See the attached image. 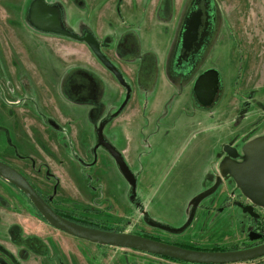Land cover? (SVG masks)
Instances as JSON below:
<instances>
[{
    "label": "rangeland",
    "instance_id": "374dc122",
    "mask_svg": "<svg viewBox=\"0 0 264 264\" xmlns=\"http://www.w3.org/2000/svg\"><path fill=\"white\" fill-rule=\"evenodd\" d=\"M36 1L0 0V159L91 228L208 249L264 243L249 238L256 223L236 206L253 205L264 224L255 179L264 162V0H207L210 36L186 68L176 50L198 0H46L66 32L109 44L102 51L126 87L85 42L37 27ZM210 70L220 85L203 106L194 88ZM65 73L92 84L72 89ZM0 264L192 263L65 233L0 177Z\"/></svg>",
    "mask_w": 264,
    "mask_h": 264
},
{
    "label": "water",
    "instance_id": "95a60500",
    "mask_svg": "<svg viewBox=\"0 0 264 264\" xmlns=\"http://www.w3.org/2000/svg\"><path fill=\"white\" fill-rule=\"evenodd\" d=\"M32 17L37 27L50 31H57L68 36H72L77 40L85 42L97 56V58L110 69L120 80L125 84L122 74L110 61V59L101 50V45L93 35H72L66 32L60 23L56 10L51 7L46 0H37L33 6ZM102 46H107L103 43ZM217 79L214 80V78ZM213 78V80H212ZM218 73L215 70H210L203 73L196 81L195 93L197 99L203 106H209L213 102L215 88L213 81H218ZM218 87V85H217ZM130 93L128 92V95ZM100 145H109V149L115 159L118 161L122 172L127 179L133 184L134 193L136 192V180L132 170L123 160L120 153L116 151L103 137L102 132H99ZM224 151L231 158L239 156V151L236 147L230 144L224 145ZM0 177L11 183L21 192H23L33 203L38 212L55 228L66 232L72 236L84 239L100 245H108L120 248H129L146 253L179 259L188 263L198 264H233L239 262H248L261 257H264V243L254 245L243 249L232 250H207L194 249L184 247L175 243L158 240L148 236H144L132 232H109L101 229L91 228L69 218L63 216L46 200V198L35 188L30 180L14 166L0 160ZM255 179L258 183V194L264 201V162H259L255 170ZM239 205L243 208L244 213H249L251 216L257 217L259 214L251 204ZM261 232L250 231L249 238L254 241L262 238Z\"/></svg>",
    "mask_w": 264,
    "mask_h": 264
},
{
    "label": "flooded vegetation",
    "instance_id": "af4514ba",
    "mask_svg": "<svg viewBox=\"0 0 264 264\" xmlns=\"http://www.w3.org/2000/svg\"><path fill=\"white\" fill-rule=\"evenodd\" d=\"M191 8H193L190 16H189V13L187 14L186 16V21L184 22V25L183 26V30H182V39H181V49L179 47V50L177 51L176 50V56L178 58V60L180 61V63L182 65H184V68L190 66V63L196 58V56L198 55V53L201 51V49L203 48V45H205V43L207 42L208 38H209V28H210V25H211V22H209V4L207 2V0H198L196 2H194V4L191 5ZM190 8V9H191ZM200 11V12H199ZM81 35V34H80ZM88 35V34H87ZM91 35V34H90ZM83 36V35H82ZM98 40V39H97ZM120 42H124V41H120ZM105 43V42H104ZM99 44L101 45V50L103 48H106L108 47L109 44L106 43L107 46H102L103 42H100L99 41ZM180 51V52H179ZM96 56V55H95ZM97 57V56H96ZM107 68V67H106ZM183 68V67H182ZM108 69V68H107ZM117 69L120 71L121 73V70L119 69V67H117ZM109 71H111L110 69H108ZM112 72V71H111ZM151 72L153 73V70H151ZM113 73V72H112ZM67 73H65L66 75ZM114 74V73H113ZM64 75V76H65ZM68 75V74H67ZM66 75V76H67ZM78 74L77 73H73V74H69V77L67 76V79L71 80V85L70 88L72 87V89H78V91H83V90H88L89 86L92 84V80L93 78L87 76V77H83V79L79 78L80 79V83H78L77 81L79 80L78 79ZM115 75V74H114ZM65 76V77H66ZM116 76V75H115ZM64 77V78H65ZM123 77V76H122ZM117 78V76H116ZM66 79V78H65ZM66 79V80H67ZM118 79V78H117ZM82 80V81H81ZM119 80V79H118ZM213 80V78H212ZM84 81V82H83ZM120 82V80H119ZM126 82V81H125ZM75 83H78V84H75ZM121 83V82H120ZM74 84V85H73ZM80 84V85H79ZM86 86H85V85ZM122 84V83H121ZM217 84H218V87L220 85L219 83V79L217 81ZM124 87H126L127 85H129L127 82L125 84H122ZM219 92V88H218V91H217V94ZM105 138V137H104ZM100 138H99V142H100ZM105 140L108 142V140L105 138ZM109 143V142H108ZM110 144V143H109ZM111 146H113L112 144H110ZM100 146V145H99ZM105 146L106 148L109 149V145L105 144L103 145ZM99 148V147H98ZM97 148V149H98ZM110 152H111V149H109ZM224 155L225 156H228V154L224 151ZM112 154V153H111ZM230 157V156H229ZM239 157V156H238ZM238 157H236L235 159H237ZM2 160V159H0ZM4 162H7L9 163L10 165H14L12 164L11 162H9L8 160H2ZM16 168V167H15ZM17 169V168H16ZM19 170V169H18ZM20 171V170H19ZM134 175V173H133ZM27 178L28 176L25 175ZM29 179V178H28ZM135 180L137 179L134 178ZM30 180V179H29ZM30 182L34 185V183L30 180ZM137 182V181H136ZM11 186H13L11 183H9ZM35 186V185H34ZM137 187V186H136ZM35 188L46 198V200L55 208L57 209L58 211L60 212H64V213H67L65 210L57 207L53 201H51L48 197H46L39 189L38 187L35 186ZM137 192V191H136ZM137 202V201H135ZM239 203H242V202H239ZM239 203H237V207H239L242 211H243V208L239 205ZM244 205H246L247 203H242ZM255 208V207H254ZM255 211L257 212L256 208H255ZM244 212V211H243ZM258 213V212H257ZM68 214V213H67ZM247 215L250 216V222L252 223H256V225L250 230V231H256V232H260V231H264V224L262 223H259V220L260 218L258 219L259 216L257 217H254V216H251L249 213H245ZM259 214V213H258ZM257 219V220H256ZM66 233V232H65ZM262 233V232H261ZM264 235V233H263ZM75 237V236H74ZM263 239L260 238L258 240H261ZM84 240V239H82ZM87 241V240H85ZM256 245V244H254Z\"/></svg>",
    "mask_w": 264,
    "mask_h": 264
},
{
    "label": "trees",
    "instance_id": "16d2710c",
    "mask_svg": "<svg viewBox=\"0 0 264 264\" xmlns=\"http://www.w3.org/2000/svg\"><path fill=\"white\" fill-rule=\"evenodd\" d=\"M31 201V200H30ZM50 202V201H49ZM52 204V203H51ZM57 212H59L60 214H62L63 216L69 218L70 220L72 221H75L79 224H82V225H86V226H90V227H96V228H99L98 225L96 224V222H91L90 220L86 219V218H80L76 215H69L67 213H64V212H60L56 209ZM141 235H144V236H148V237H151V238H155V239H158V240H161L159 238H156L154 236H151L147 233H141ZM163 241V240H162ZM175 244H178V245H181V246H184V247H188V248H194V249H207V250H225V247H213V248H202V247H199V246H195V245H192V244H187V243H180V242H175ZM165 257V256H164ZM166 258H169L171 260H176V261H181V262H185V261H182V260H179V259H173V258H170V257H166ZM188 263V262H187ZM192 264H198V263H192Z\"/></svg>",
    "mask_w": 264,
    "mask_h": 264
},
{
    "label": "bare ground",
    "instance_id": "6f19581e",
    "mask_svg": "<svg viewBox=\"0 0 264 264\" xmlns=\"http://www.w3.org/2000/svg\"><path fill=\"white\" fill-rule=\"evenodd\" d=\"M200 12V11H199Z\"/></svg>",
    "mask_w": 264,
    "mask_h": 264
}]
</instances>
